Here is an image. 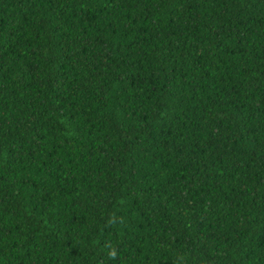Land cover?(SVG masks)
I'll use <instances>...</instances> for the list:
<instances>
[{
    "label": "trees",
    "instance_id": "16d2710c",
    "mask_svg": "<svg viewBox=\"0 0 264 264\" xmlns=\"http://www.w3.org/2000/svg\"><path fill=\"white\" fill-rule=\"evenodd\" d=\"M0 264H264V0H0Z\"/></svg>",
    "mask_w": 264,
    "mask_h": 264
}]
</instances>
